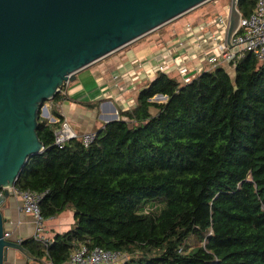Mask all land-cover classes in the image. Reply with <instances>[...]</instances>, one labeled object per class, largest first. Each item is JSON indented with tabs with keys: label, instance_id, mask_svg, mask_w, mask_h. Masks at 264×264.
<instances>
[{
	"label": "trees",
	"instance_id": "obj_1",
	"mask_svg": "<svg viewBox=\"0 0 264 264\" xmlns=\"http://www.w3.org/2000/svg\"><path fill=\"white\" fill-rule=\"evenodd\" d=\"M256 2L239 0L242 16ZM147 36L125 47L161 41ZM234 71L218 65L189 83L159 72L88 146L55 144L65 86L47 100L58 121L39 111L44 150L15 187L43 194L45 220L71 207L75 223L25 249L53 264L83 244L126 253L120 264H264V61L248 53Z\"/></svg>",
	"mask_w": 264,
	"mask_h": 264
},
{
	"label": "water",
	"instance_id": "obj_2",
	"mask_svg": "<svg viewBox=\"0 0 264 264\" xmlns=\"http://www.w3.org/2000/svg\"><path fill=\"white\" fill-rule=\"evenodd\" d=\"M208 1L0 0V264L10 248H22L5 235L1 204L44 150L37 132L39 111L49 115L43 103L81 69ZM238 1L231 0L229 47L242 16Z\"/></svg>",
	"mask_w": 264,
	"mask_h": 264
},
{
	"label": "crops",
	"instance_id": "obj_3",
	"mask_svg": "<svg viewBox=\"0 0 264 264\" xmlns=\"http://www.w3.org/2000/svg\"><path fill=\"white\" fill-rule=\"evenodd\" d=\"M218 2L217 0L214 4L217 5ZM227 3H224L221 12L224 11ZM215 5L210 4L193 13L196 15L195 19L186 23L199 25L204 21H211L221 13L218 11L213 15L208 14L209 9L207 8H215ZM182 28V25H180L181 30L175 27L170 31L169 38L159 42L147 40L123 47L78 71L75 80L69 82L64 88L65 99L58 104L60 114L78 133L96 131L102 128L108 120L118 119L119 110L135 107L139 91L147 87L157 76L158 73L153 71L157 59L169 56L171 51L176 53L175 46L183 39ZM181 52L183 53L182 49L179 50V53ZM135 60L144 61L145 72L132 80L134 77H129V74L136 66ZM199 63H201L199 59L190 62L192 68ZM173 69L170 68L167 71L168 74L180 79ZM115 76L121 77L118 79L119 86ZM88 104L97 106L88 107ZM1 210L6 219V232L10 234V239L22 244L23 241L33 238L36 230L34 219L30 214L21 210L19 199L9 194V197L5 198L1 204ZM45 222V235L53 238L55 233H63L73 227L74 212L69 207L57 216L46 219ZM5 264H49V261L35 258L22 244V248L9 249ZM63 264L74 263L67 261Z\"/></svg>",
	"mask_w": 264,
	"mask_h": 264
},
{
	"label": "built area",
	"instance_id": "obj_4",
	"mask_svg": "<svg viewBox=\"0 0 264 264\" xmlns=\"http://www.w3.org/2000/svg\"><path fill=\"white\" fill-rule=\"evenodd\" d=\"M230 17L231 2L222 13L215 16L209 22L204 21L199 25H193L192 23L183 25V39L176 44V53L171 51L169 56L157 59L153 71L168 73L167 71L170 68H174L173 70L180 77L181 81L189 83L202 71L218 65L235 70L239 62L248 53H253L259 61H264V0H257L249 16H241L238 29L231 41V47L227 44ZM181 49L183 53H179ZM194 59H199L201 63L196 64L192 68L189 64ZM134 62L136 66L132 69L131 74H129V77H134L132 80L140 77L145 72L144 61L135 60ZM119 78L121 77L115 76L118 86ZM68 83H65L59 91L64 86L66 87ZM123 90L124 88L122 87ZM62 91L64 92V90ZM127 109L131 108L128 107ZM57 121L54 118L53 122ZM73 138L81 139L83 144L88 146L95 140L96 132L78 133L68 120L64 118L60 126L54 131L55 144L63 147ZM7 190L21 201V210L33 217L36 228L33 238L45 247H48L52 243V239L45 235V219L39 207L43 194L31 190H20L15 186L8 187ZM5 235L6 237L10 236L7 232ZM127 259L128 255L126 253L105 250L100 247L89 249L88 246L83 244L73 252L69 261L74 264H120ZM49 264L53 263L49 261Z\"/></svg>",
	"mask_w": 264,
	"mask_h": 264
},
{
	"label": "rangeland",
	"instance_id": "obj_5",
	"mask_svg": "<svg viewBox=\"0 0 264 264\" xmlns=\"http://www.w3.org/2000/svg\"><path fill=\"white\" fill-rule=\"evenodd\" d=\"M215 1H217V0H210V1H208V2H206V3H204V4H202V5H200V6H198L197 8H195V9H193V10H191V11H189L188 13H186V14H184L183 16H181V17H179V18H177V19H174V20H172V21H170L169 23H167V24H165V25H163L162 26V28H160L158 31H156V33H157V35H153V36H151L152 34H154V32L153 33H151V34H148V35H150V36H147V37H150V38H153V37H157V36H160V40H164L165 38L167 39V38H169V36H170V31H172L175 27H176V29L177 30H181L180 29V25H185V23L187 22V21H192L193 19H195V14H193V13H195V12H197V11H200L201 9H203L204 7H208L210 4H213V5H215L214 4V2ZM219 2L217 3V5H215V8H207V9H209V10H207L208 11V14H210V15H213L214 13H216V12H221V9L224 7V3H226V2H228L227 3V5L229 4V1L230 0H228V1H226V0H218ZM226 1V2H225ZM231 2V1H230ZM206 11V12H207ZM222 12H223V10H222ZM221 12V13H222ZM190 14H193L192 16H190ZM141 40H143V39H141ZM144 41H146V39L144 38ZM190 66H192L191 64H189ZM229 70V73L231 74V76L232 77H234V70L233 69H228ZM73 82V81H72ZM46 107H47V109H48V112H49V115H48V117L46 116V115H44V113L45 112H42L41 113V115L43 116V117H46V118H48V120H50V121H52L53 122V120H54V117H53V115L51 114V111H50V108H51V106H52V104H51V102L50 101H47L45 104H44ZM43 111V110H42ZM107 123V122H106ZM67 210V209H66ZM65 210V211H66ZM46 223V222H45Z\"/></svg>",
	"mask_w": 264,
	"mask_h": 264
}]
</instances>
